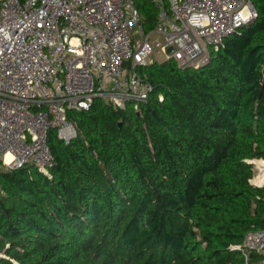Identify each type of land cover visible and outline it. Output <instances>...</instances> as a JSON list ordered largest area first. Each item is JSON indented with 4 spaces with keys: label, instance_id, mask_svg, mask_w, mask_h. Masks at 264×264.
<instances>
[{
    "label": "trees",
    "instance_id": "obj_1",
    "mask_svg": "<svg viewBox=\"0 0 264 264\" xmlns=\"http://www.w3.org/2000/svg\"><path fill=\"white\" fill-rule=\"evenodd\" d=\"M251 1L256 19L206 65L140 68L153 91L139 112L69 111L77 137L50 130L51 178L0 171V264L243 263L230 246L264 230L248 162L264 160V0ZM136 6L151 31L155 6Z\"/></svg>",
    "mask_w": 264,
    "mask_h": 264
},
{
    "label": "built area",
    "instance_id": "obj_2",
    "mask_svg": "<svg viewBox=\"0 0 264 264\" xmlns=\"http://www.w3.org/2000/svg\"><path fill=\"white\" fill-rule=\"evenodd\" d=\"M151 1L148 32L137 0H0V171L33 165L51 178L50 130L67 144L77 137L69 111L100 99L139 112L153 91L140 68L157 56L206 65L258 15L251 0ZM248 162L258 169L251 184L264 187V160ZM230 250L243 263L229 264H264V230Z\"/></svg>",
    "mask_w": 264,
    "mask_h": 264
},
{
    "label": "rangeland",
    "instance_id": "obj_3",
    "mask_svg": "<svg viewBox=\"0 0 264 264\" xmlns=\"http://www.w3.org/2000/svg\"><path fill=\"white\" fill-rule=\"evenodd\" d=\"M157 58L159 59L158 60V62H163L164 61V57H162V56H157ZM154 62H157V61H155V60H153ZM153 62V63H154ZM257 172H258V169H257V167L255 166V171H254V175H256L257 174Z\"/></svg>",
    "mask_w": 264,
    "mask_h": 264
},
{
    "label": "water",
    "instance_id": "obj_4",
    "mask_svg": "<svg viewBox=\"0 0 264 264\" xmlns=\"http://www.w3.org/2000/svg\"><path fill=\"white\" fill-rule=\"evenodd\" d=\"M172 50H173V49H172V48H170V49H169V52H172ZM120 126H121V123H120Z\"/></svg>",
    "mask_w": 264,
    "mask_h": 264
}]
</instances>
